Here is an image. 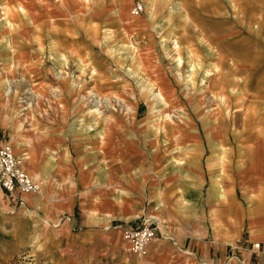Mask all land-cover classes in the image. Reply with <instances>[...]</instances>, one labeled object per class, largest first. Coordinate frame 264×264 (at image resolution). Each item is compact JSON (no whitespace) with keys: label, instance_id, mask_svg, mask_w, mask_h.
<instances>
[{"label":"rangeland","instance_id":"obj_1","mask_svg":"<svg viewBox=\"0 0 264 264\" xmlns=\"http://www.w3.org/2000/svg\"><path fill=\"white\" fill-rule=\"evenodd\" d=\"M0 144L53 196V178L72 180L76 204L67 232L66 214L8 207L0 264H127L116 221L99 239L80 221L92 198L111 214L101 185L113 176L160 172L181 202L197 193L206 203L207 193L262 211L264 0H0Z\"/></svg>","mask_w":264,"mask_h":264},{"label":"crops","instance_id":"obj_2","mask_svg":"<svg viewBox=\"0 0 264 264\" xmlns=\"http://www.w3.org/2000/svg\"><path fill=\"white\" fill-rule=\"evenodd\" d=\"M181 164L179 162L177 167ZM36 165L35 162L31 164L30 168L33 172ZM49 167H56L55 161L54 164H49ZM111 172L106 170L105 177L111 174L113 176ZM36 173L39 174L38 172L34 174L37 175ZM53 179L60 188L57 196H53L50 186L47 187L44 182L41 186L39 185L40 191L37 193H26L19 189L0 191V233L7 226L6 218L10 216L7 214L13 212V209L7 210L10 206L25 207L27 211L41 209L45 212L46 218L58 217L60 213L62 216L66 214V220L59 224V228L66 232L74 229V223L70 220V212L76 206L70 191L74 183L72 180L58 182L59 179ZM70 183H72L71 186ZM105 185L109 186L112 193L111 199L116 202V206L111 214L108 213L109 215L106 211L98 212L96 198H92L89 212L84 207L83 217L80 220L84 228L83 235L86 234L85 238L88 236L94 239L104 238L103 235L107 232L105 223L109 221L117 222L112 228H120L121 234V227L124 224L135 225L141 221L140 217L146 215L153 217L152 220L157 222L154 216H158L163 223L158 221L157 225L164 224V229L161 231L158 226L159 235L157 234L146 245L145 254L140 255L141 264H241L240 260L244 264H264L262 253H253L242 248L255 241L264 242V206L261 207L262 211L256 209L255 204L253 206L249 204L248 208L242 209L241 205L232 204L227 196L211 202L207 199V193L206 203L199 202L196 193L198 187L194 188L196 194L193 197L183 196L181 200L184 201L181 202L176 197V187L172 180L160 172L140 173L133 181L123 179L116 181V177L113 176L108 184L101 186L105 187ZM113 190L118 191L116 196ZM185 201L188 202L185 204ZM216 202H219L217 224L214 217L210 216V214L214 215ZM232 210L237 219V231L234 233ZM206 211L207 214L210 212L209 220L206 217ZM212 218L213 220H210ZM123 240L126 245L120 250L122 260L127 264H135V258L139 255L132 254L128 241L124 238ZM235 254L237 257H234Z\"/></svg>","mask_w":264,"mask_h":264},{"label":"built area","instance_id":"obj_3","mask_svg":"<svg viewBox=\"0 0 264 264\" xmlns=\"http://www.w3.org/2000/svg\"><path fill=\"white\" fill-rule=\"evenodd\" d=\"M141 9L142 5L136 2L131 12L137 14ZM15 189L26 193H37L40 191V186L32 177L20 169L11 146L0 144V191H13ZM121 228V236L128 241L131 253L139 256L145 254L146 245L157 234L159 235V228L154 220L143 219L135 225L124 224ZM242 248L253 253L260 252L264 255V242L255 241ZM234 257H237V255L235 254ZM240 263L244 264L242 260H240Z\"/></svg>","mask_w":264,"mask_h":264},{"label":"bare ground","instance_id":"obj_4","mask_svg":"<svg viewBox=\"0 0 264 264\" xmlns=\"http://www.w3.org/2000/svg\"><path fill=\"white\" fill-rule=\"evenodd\" d=\"M82 2H84V1H86V0H81ZM177 49V45H176V43H174V45H173V50H176ZM189 66H192L191 64L189 65ZM191 75H192V73H190L189 74V77H188V79H187V89H186V92L187 93H192V90H195L194 88H195V86H193V84L191 83ZM211 74L210 73H207L206 75H204L203 77H205L206 79H210L209 78V76H210ZM182 78H181V76L177 79V80H179L178 82H180V80H181ZM183 83V82H182ZM181 84V83H180ZM200 84H204V81H203V79L202 80H200ZM183 85H184V83H183ZM205 85V84H204ZM201 91H202V89H201ZM203 91H204V89H203ZM159 98H160V96H158ZM215 100H216V102H219V103H222V104H226V102H225V100L222 98V96H215V97H213ZM99 112V110H98V108H96V110H95V112ZM215 111V113H213V114H216V116L218 115V111L217 110H214ZM224 113L225 114H227V110H225L224 111ZM206 114V113H205ZM214 121H215V118H214ZM215 123H216V121H215ZM100 137V136H99ZM13 152V151H12ZM180 165V164H179ZM23 170V169H22ZM24 171V170H23ZM26 172V171H25ZM28 175H30V177H32L34 180H37L34 176H32L30 173L28 174ZM158 226H159V224H158ZM159 228H160V226H159ZM161 230V229H160Z\"/></svg>","mask_w":264,"mask_h":264}]
</instances>
